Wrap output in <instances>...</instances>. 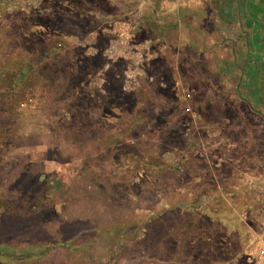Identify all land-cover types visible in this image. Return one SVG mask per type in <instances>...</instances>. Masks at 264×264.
Segmentation results:
<instances>
[{
	"label": "rangeland",
	"instance_id": "rangeland-1",
	"mask_svg": "<svg viewBox=\"0 0 264 264\" xmlns=\"http://www.w3.org/2000/svg\"><path fill=\"white\" fill-rule=\"evenodd\" d=\"M121 1L0 0V264H245L264 8Z\"/></svg>",
	"mask_w": 264,
	"mask_h": 264
},
{
	"label": "built area",
	"instance_id": "built-area-1",
	"mask_svg": "<svg viewBox=\"0 0 264 264\" xmlns=\"http://www.w3.org/2000/svg\"><path fill=\"white\" fill-rule=\"evenodd\" d=\"M24 106L25 103L19 105L20 108ZM252 246L251 251L244 254L245 264H264V227L258 230V234L250 247Z\"/></svg>",
	"mask_w": 264,
	"mask_h": 264
},
{
	"label": "crops",
	"instance_id": "crops-1",
	"mask_svg": "<svg viewBox=\"0 0 264 264\" xmlns=\"http://www.w3.org/2000/svg\"><path fill=\"white\" fill-rule=\"evenodd\" d=\"M243 1L244 0H237V2H238V7L240 8V5H241V3H243ZM255 2H254V4H256V3H258V5H255V7L256 8H254V9H256V10H259L260 8H264V0H254ZM113 3V2H112ZM246 3V2H245ZM115 4H116V7H118V6H120V4H124V1H119V0H116V2H115ZM113 5V4H112ZM148 5H150L149 3H147V2H144V1H141V0H137V1H133L132 2V4L129 6L128 5V10H129V15L131 14V11H132V14H131V16L132 15H134L133 17H134V19L135 18H137L138 16H140L142 13H144V12H146V11H148L149 13H150V7H148ZM245 5V4H244ZM131 9H133V10H131ZM131 10V11H130ZM134 11H137V12H134ZM142 12V13H141ZM146 14H147V12H146ZM264 52V51H263ZM254 88H256L255 90H257V91H255V93L257 94V102H259V89L257 88V85H256V87H254ZM176 201H177V198L175 197L174 198V202L176 203Z\"/></svg>",
	"mask_w": 264,
	"mask_h": 264
}]
</instances>
